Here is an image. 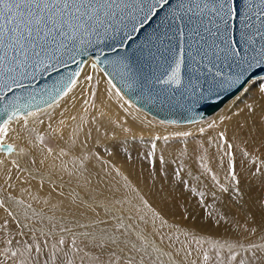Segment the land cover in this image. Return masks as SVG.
Masks as SVG:
<instances>
[{"label": "snow or ice", "instance_id": "obj_1", "mask_svg": "<svg viewBox=\"0 0 264 264\" xmlns=\"http://www.w3.org/2000/svg\"><path fill=\"white\" fill-rule=\"evenodd\" d=\"M165 8L157 27L140 40L145 26L150 27ZM99 45L116 53L112 59L105 57L107 67L100 70L109 93L114 90L125 104L124 91L147 93L163 102L172 99L168 93L180 90L182 107L194 112L201 106H216L227 94L235 97L234 102L250 99L245 104L248 113L255 117L259 110L264 121V0H0V264H159L161 255L171 256L149 239L142 207L151 210L153 225L159 221L163 227L166 219L138 192L135 197L122 194V187L131 185L119 186L107 179L109 162L99 151L78 157L69 167L65 157L76 141L68 145L64 139L65 121L61 119L56 127L49 123L47 130L39 127L44 124L39 119L43 110L33 104L36 96L28 91L31 82L71 63L77 70L42 92L54 93L49 108L59 107V101L78 86L83 94L93 76H81L84 68L78 57ZM90 67L96 70L97 63ZM116 77L122 88L114 83ZM230 118L226 110L219 120ZM216 126L215 120L207 125L209 129ZM254 128L247 119L238 120L234 133L244 145L240 151L245 158V187L231 159L234 144L227 142L224 131L218 133L230 157L232 182L219 188L233 194V206L246 222L251 217L256 223L259 216V227L264 228V199L249 195L253 178L264 190V125L252 139ZM156 148L152 144L146 154L150 164ZM92 158L103 165L105 176H94L89 170L86 162ZM159 159L161 165L167 163L163 156ZM112 170L122 175L119 169ZM161 174L166 176V169L161 168ZM174 176L180 179L179 172ZM192 240L204 242L196 235ZM181 250L186 257L192 255L187 248ZM244 251L252 253L247 261L236 254L229 260L264 264V244L249 243ZM208 259L204 253L203 260Z\"/></svg>", "mask_w": 264, "mask_h": 264}, {"label": "bare ground", "instance_id": "obj_2", "mask_svg": "<svg viewBox=\"0 0 264 264\" xmlns=\"http://www.w3.org/2000/svg\"><path fill=\"white\" fill-rule=\"evenodd\" d=\"M90 61L91 59L88 58L82 65L84 71H82L81 76L83 77L85 74H91L93 76V81L91 84H87L84 87L83 94H81V87L78 86L73 90L72 93L69 94V97L59 101V107L54 105L52 108H49L47 104L40 108L43 110L40 115H44L43 117L39 118L44 121L43 125H39L40 129L47 130V125L49 123H51L54 127L59 126V121L63 119L65 121V126L62 128L64 139L68 142V145H71L73 140L76 141L75 148L69 151V155L65 157L69 167H72V161L77 160L78 157L84 155L91 157L93 152L99 151V154L102 156L103 160L109 162L107 179H116L114 182L112 180L111 181L113 184H117L118 182L119 186H123L125 184L131 185V187L128 188L122 187V194L129 197H135L138 192L144 197L145 200L150 202L152 209L156 210L168 221L170 219L173 221L174 229L178 230V227H180L182 230H191L194 233L192 235H196L198 238H203L205 243L212 241L217 246L223 245V247H221L223 249H231L228 247L229 245H233L232 248H238L239 245H244L247 248V245L253 242L256 244H264V228L259 227L261 224L259 216L256 218V223H253L251 217H249L246 222L248 227L238 228L236 226L237 211L233 206V202L229 204L227 201H224L225 196L223 197V192L215 189V185H212L210 180L211 176L214 175L217 176L218 181L226 187L232 184L228 178V161L230 157L227 155L226 147H221V142L218 138V133L220 131H224L226 133L227 142L234 144V152L231 159L233 160L237 172L241 175V187H245L248 183V180L243 173V164L245 162V158L242 156L240 151L244 145L241 141L235 139L234 133L236 131V124L238 120L243 122L245 119H247L248 126L250 128L253 126V123L255 124L252 139L256 137L261 126L264 125V121L261 120V113L259 110L257 111L255 117H251L245 108V104L251 102L250 99L244 98L238 102H234L235 97L232 96L231 98L227 99L216 111L207 116H212L209 120L206 119L205 121L199 123L183 126L165 125L161 122V124H159L153 121L150 118L151 116L133 106L124 97V99L128 101V103L125 104L123 100H120L119 97L115 95L114 90L109 93V86L106 83L104 72L100 70L98 65L97 69L93 70L90 67ZM94 82L97 84L96 100L91 106L92 96L89 94L88 89H92ZM255 91L256 90L253 89V93H255ZM226 110L227 115L231 118L225 119L221 123L219 117L224 116L226 114ZM71 117H75L76 119L73 120ZM214 120L217 121V126L215 128L209 129L207 127L208 123ZM114 122L117 123V126L114 125ZM200 128H204L205 131L201 133L199 131ZM97 129H99V131H97ZM124 129H128V131L125 132ZM73 132H76L77 134L73 135ZM181 132H190L191 136L200 137L201 144L203 145L201 146L203 149L199 155L201 165L199 164V166H197L196 160H194L195 158L193 159L189 157V154L193 152L194 148L197 149L196 146L200 144L198 141L196 142L198 144H195V147L193 146V143L190 142V144L188 143L182 147V144L180 143L181 141L179 142L181 148L177 147L178 144L176 147L174 145L169 147L170 144L164 145L165 141L163 139L165 137L168 138L181 136L177 135V133ZM182 138L184 137L182 136ZM244 138L249 139L247 136ZM137 140L156 144V155L158 152L157 150H159L160 155L163 156L164 159L173 161L174 159L183 156L184 159L182 158L183 161L181 162L180 166L181 174H191L192 176L198 177V182L203 185V188L205 186V191L207 192L206 195L211 196V199L215 198L213 199L212 204L215 205L217 214L212 212L214 216L210 217L207 210L206 214L202 213V211L199 209L201 206L199 207L197 200L193 201L191 204L190 202L186 203L188 201L187 199L177 202L176 200L182 199L181 195L176 193L174 194L175 197H171L170 193L162 186V178H157L159 173L157 177H154L156 174L153 175V171L150 169L151 167L149 168L145 164L128 160L120 154L107 155L104 153L106 150L111 151L112 144L115 142L120 143L123 148L126 149L129 148L131 142ZM61 144H63L62 141ZM68 145H64L66 151H68ZM135 145L137 144L135 143ZM116 147L118 146L116 145ZM201 147L199 146L198 152ZM118 149L121 148L118 147ZM131 149L130 152H132ZM150 150L152 151V149ZM248 150H252L251 140L249 142ZM156 155L154 156L156 157ZM134 160H136V156ZM178 161H181V158ZM178 161L176 163H178ZM86 163L88 164V168L94 174V176L96 173H99L101 176L106 175V173L102 171L103 165L94 158L90 159V161ZM176 167L178 168V166ZM176 167H174V169ZM113 168L119 169L122 175L117 176L115 171L112 170ZM124 177H127V180H125ZM167 178L168 177H166V179ZM189 178L190 177H188V179ZM167 184L169 185L168 181ZM196 185L198 189V184ZM132 189H135L136 191L134 192ZM161 189H163V192H161ZM171 189L173 190V188ZM252 196L256 197L257 195ZM174 198H176V200H174ZM225 205H227V207H225ZM180 208L184 213H182ZM218 211L220 212L218 213ZM238 213L241 214L245 220L244 215L240 212ZM182 214H185V217L184 215L182 216ZM221 216L224 218L220 219ZM155 226L156 225H153V227ZM141 228H145V225L141 224ZM253 228H256L257 230L252 232L251 229ZM146 231H149L147 227ZM148 233L149 239L152 240L153 243H155L158 247H160L163 253H171V256L167 254L160 256V261L162 264H171V261H174L175 264H183L181 255L184 251L177 249L178 252L181 251V253L179 252V258L175 255V251L173 249H169L160 238L157 239L155 235L153 236L150 232ZM245 260L247 261V259ZM256 264H259V262L257 261Z\"/></svg>", "mask_w": 264, "mask_h": 264}, {"label": "rangeland", "instance_id": "obj_3", "mask_svg": "<svg viewBox=\"0 0 264 264\" xmlns=\"http://www.w3.org/2000/svg\"><path fill=\"white\" fill-rule=\"evenodd\" d=\"M93 85H95V87L93 88V86H92V90L95 91V93H96V91H97V84L94 82ZM95 100H96V95L94 97L92 96L91 106L95 103ZM43 116L44 115H39V118H41ZM211 117L212 116H209V117H207L205 119H202L200 121H197L195 123H199V122L205 121L206 119L209 120ZM150 118L153 121H155V122H157L159 124H161L163 122V121L157 120V119H155L153 117H150ZM116 124L117 123L114 122V125H116ZM162 124H165V125L166 124L167 125H175V126H183V125H188V124H193V123L175 124V123L163 122ZM188 139H189V141H188ZM163 140L165 141L164 145H169L170 144L169 147H172V145H174L176 147V145L178 144L177 147H180V148H181V146L184 147L189 142L190 143H193V146L195 147V144L197 145L198 143H196V142L198 141L200 144H198V146H196L197 149L194 148L193 152H191V154H189L190 155L189 157L190 158H193V159L195 158L194 160H196L197 166H199V164L201 165V161L199 159V155H200L201 150L203 149V147H201L203 145L201 144L200 137H198V136H191L190 135L187 138L186 137L182 138V136H176V137H168L167 140H165V139H163ZM179 142L182 144L181 146H180V143ZM135 143L137 145H135ZM173 143H175V144H173ZM116 145L119 148H121V149H118V147H116ZM149 145H150V149H152V143H149L147 141H138L137 140V141L131 142V144L129 145V148L124 149L123 146L120 143L115 142V143L112 144L111 151L106 150L104 153L107 154V155H108L109 152H112L115 155L120 154L121 156H123L124 158H126L128 160H133L136 163L145 164L149 168L151 167L150 169L153 171L152 172L153 175L156 174V175H154V177H157V175L159 173V175H158L157 178H159V179L162 178L161 179L162 186L170 193V196L171 197H175L174 194H176V193L181 195V198H182L181 200H176V198H174V200H176L177 202H181V201H184L185 199H187L188 201L186 203H189L190 202V204L193 201L197 200L199 207L201 206L199 209H200V211H202V213L206 214V210H207L209 213L210 212L211 213L214 212L215 214H217V209H216L215 205L212 204L213 203L212 201L215 198L211 199L212 198L211 196L208 195L209 196L208 197L206 195L207 192L205 191V186L203 188L202 187L203 185L198 182V177L197 176H192L191 174H186V175L181 174V167L180 166H181V162L183 161L184 157L183 156L180 157L181 158V161H178V160H180V158H176L177 161H178V163H176L177 162L176 159H174L173 161L172 160H169V159H165L167 161V163L164 164V165H161L160 164V159H159L161 157V155H160L159 150H157L159 153L157 152V155H156V151H155V154L154 155H156V157L153 156V158L154 157L155 158L153 159L152 163L150 164L149 161H148V159L146 158V154L151 151L149 149ZM133 146H134V149L136 147L135 150L133 149ZM199 146L201 147V149L198 152ZM130 149H131L132 152H130ZM117 151H119V152H117ZM121 152H123V153H121ZM183 153H182V155H183ZM135 156H136V160H134ZM129 157H130V159H129ZM197 160H198L199 163L197 162ZM144 161H145V163H144ZM170 162L173 163L174 165L171 164ZM175 164H176V166H178V168L175 166ZM174 167H176L177 169L176 168L174 169ZM161 168L166 169V171H167V175L166 176L161 174ZM175 172H179L180 173V179H176L175 178V176H174V173ZM182 175H184V176H182ZM213 176L214 175H212L211 176V179H210L211 180V184L212 185H215V189L220 190L219 185H221V183L218 181L217 176H215L216 179L213 180ZM166 177H168V178L166 179ZM188 177H190L191 180H190V178L188 179ZM192 178H193L194 181L192 180ZM113 179L114 178H112L111 180L114 182L116 179H114V180ZM111 180L109 179V181H111ZM112 181H111V183H112ZM167 181H168L169 185L167 184ZM251 183L254 185V187L252 188V190L250 192V195L251 196L252 195H257L260 198L264 199V190L260 189V182L257 179H252ZM196 184H198V189L196 187L197 186ZM169 188L170 189L173 188V190L171 189L172 190L171 191ZM202 188H203V190H202ZM186 190H188V191H186ZM200 193H204L205 196L204 195L201 196ZM180 195H179V197H180ZM182 195H183V197H182ZM231 195H233V194L232 193H224L223 192V197L225 196L224 197V201H227V203L231 204L232 203V200L230 199V196ZM202 199L205 202L203 204L204 207L200 203V201ZM207 205H211V207H207ZM138 206L139 207H142V205H138ZM180 210H181V208H180ZM142 211H143L144 214H146L147 219H149L148 220L149 221L148 222L149 225H147V228L149 230L148 232L152 233L153 231H155L158 234V235L157 234L155 235L157 237V239L160 238L163 241V243L168 246L169 249H171V250L173 249L175 251V255L178 252L177 249H182V248H187V250L192 253L191 256H187V257L185 255V252L182 253L181 259H182V263L183 264H192L193 261H195V264H221V262H223V264H237V261H230L229 260V258L233 254H236L237 257H238V259H240V258L248 259V257L252 256V253L251 252H245L244 251V248H246V246H244V248L238 247V248H231V249H223V248H221L220 246H217V245H216V247H213L212 244L205 243V242H203L201 244H197L194 240H192V236H193L192 234H194V233L191 230L190 231H188V230H182L180 227H178V230L177 229H174L173 228V221L171 219L169 220L170 221L169 222L166 218H164V219H166L167 224L164 225L163 227H161L159 221H157L154 224L156 226L153 227V223H152V212H151V210L149 208H143L142 207ZM219 212L220 211H218V213ZM182 213H184V212L182 211ZM183 215L185 217V214H182V216ZM236 226L238 228H247L248 227V225L246 224V221L243 219V216L241 214H239L238 212H236ZM185 232H187L189 235L188 236H185L184 235ZM247 247H248V245H247ZM196 248L199 249V252L196 251ZM179 252L181 253V251H179ZM204 253H207L208 254V257H209L208 261H204L203 260V254ZM217 253H219V255H217ZM177 257L180 258V254ZM159 263L162 264L161 261H159Z\"/></svg>", "mask_w": 264, "mask_h": 264}, {"label": "water", "instance_id": "obj_4", "mask_svg": "<svg viewBox=\"0 0 264 264\" xmlns=\"http://www.w3.org/2000/svg\"><path fill=\"white\" fill-rule=\"evenodd\" d=\"M166 11L167 8H165L164 11L160 12V15L151 22L150 27L145 26L144 35L140 36V40H143L144 36L151 33L157 27ZM133 35L135 36L136 34ZM137 43H139V41H137ZM101 53H104V55H101ZM120 54L123 55V51H121ZM115 55L116 53L112 52L107 45H99L92 49H89L87 56H80L78 57V59L82 61L83 65L85 61L90 58V63H97V65L101 69L107 67V64L104 63L105 57H107L108 59H112ZM97 56H100L99 61L96 60ZM77 68V65L69 63L68 67L60 68L58 72L46 73L33 80L31 82V87L28 89L29 92L33 93L36 96L33 104L36 107L41 108L51 103V95H54V93L45 94L42 92V90L51 89L54 85V82L57 81L61 76H66L68 73L76 71ZM109 71H112V69L109 68ZM114 83H116L118 88H122V83L119 77H116L114 79ZM122 94L133 106L142 110L149 116L163 122L175 124L191 123L190 121H197L199 119L207 117L208 115L216 111L227 99L232 97L230 95L224 94L222 102H218L216 106H213L211 108H205L204 106H201L194 112H188L184 107H182L184 101L181 99L180 90L168 93L167 95H170L172 99L164 100L163 102H161V99H156L147 93L141 95L135 91H124L122 92Z\"/></svg>", "mask_w": 264, "mask_h": 264}]
</instances>
